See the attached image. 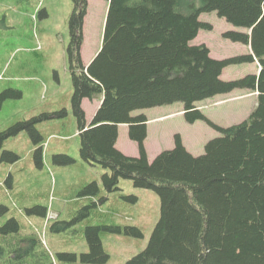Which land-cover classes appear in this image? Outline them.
Here are the masks:
<instances>
[{"label":"trees","instance_id":"trees-1","mask_svg":"<svg viewBox=\"0 0 264 264\" xmlns=\"http://www.w3.org/2000/svg\"><path fill=\"white\" fill-rule=\"evenodd\" d=\"M106 1L101 47L84 66L80 48L87 0H72L71 105L80 158L108 170L102 176L104 187L118 190L119 180L128 179L160 199L159 220L147 246L125 264H264V0H199L198 5L196 0ZM209 12L247 30L222 37L249 45L251 53L214 59L205 44L191 45L200 30H212L199 20ZM254 61L258 74L221 79L228 65ZM234 89L257 93L255 109L239 124L219 127L196 106ZM98 98L101 103L88 123L82 101ZM175 102L183 104L187 123L203 120L221 137L208 141L204 154L196 157L176 134L174 147L150 160L144 146L148 119L132 112ZM121 124L136 144V156L115 147ZM24 128L32 138L40 137L31 124ZM34 155L42 165V147ZM63 157L65 163L73 161ZM88 190L97 192L98 186L92 183ZM124 231L142 235L137 228ZM85 233L89 252L81 255L82 261L106 262L97 230ZM0 264H52V258L33 235H21L19 223L10 218L0 226Z\"/></svg>","mask_w":264,"mask_h":264},{"label":"rangeland","instance_id":"rangeland-1","mask_svg":"<svg viewBox=\"0 0 264 264\" xmlns=\"http://www.w3.org/2000/svg\"><path fill=\"white\" fill-rule=\"evenodd\" d=\"M107 7L106 0H87L80 48L84 66L101 47ZM72 11V0H0V226L16 219L21 235L37 238L52 264H95L81 259L89 252L85 232L92 227L108 255L98 264H125L147 246L159 220L160 199L128 179L119 180L118 190L108 191L102 182L108 170L80 158L68 54ZM199 20L212 30H200L191 45L205 44L214 59L246 53L243 45L223 39L222 34L247 30L233 27L215 12L202 13ZM252 71L249 63L228 65L221 79L236 80ZM98 101L84 102L87 119ZM196 104L208 120L226 128L249 116L257 105V93L234 89ZM182 108L175 102L132 112L144 113L149 121L144 142L149 159L172 149L176 134L196 157L204 154L208 141L221 137L203 120L187 123ZM161 114L169 116L158 119ZM28 124L41 138L30 136L24 128ZM127 136L123 143L120 135L119 144L125 154L135 155V143ZM40 147L42 165L34 155ZM63 156L73 161L65 163ZM92 183L98 191H85ZM126 227L137 228L142 235L126 234Z\"/></svg>","mask_w":264,"mask_h":264},{"label":"crops","instance_id":"crops-1","mask_svg":"<svg viewBox=\"0 0 264 264\" xmlns=\"http://www.w3.org/2000/svg\"><path fill=\"white\" fill-rule=\"evenodd\" d=\"M198 34H199V32H198ZM196 39V38H195ZM194 39V40H195ZM194 40H192L191 42H190V44H193L194 42ZM200 44V43H199ZM199 44H197V45H199ZM241 45H243V44H241ZM243 47H245L246 48V50H245V54H249V53H251V49H250V46L249 45H243ZM210 51V50H209ZM210 55H211V51H210ZM251 66H252V68H253V70L254 71H252V73H250V74H258V72H259V66H258V62H256V61H254L253 63H249ZM222 74H223V71H222ZM222 74H221V77H222ZM95 100H99L98 101V103H97V107L92 111V115H91V117H90V119H87L86 118V121L89 123V121L91 120V118H92V116H93V114L95 113V111L97 110V108L99 107V105H100V103H101V99L100 98H98V99H95ZM89 102L88 100H86V99H84L83 101H82V104H81V106H82V109H83V105H84V102ZM197 105V104H196ZM198 108H199V106H197ZM140 114V113H139ZM144 114V113H143ZM182 114V113H181ZM160 117L158 118V119H161V118H164V117H167V116H169V114L168 115H163V114H161V115H159ZM85 117H86V115H85ZM148 123H149V121H148ZM148 125V124H147ZM127 132H128V129H127V125H125V124H121V125H118V136H117V140H116V143H115V147L119 150V151H121L122 153H124L125 154V151H124V149H123V147H122V145H120L119 143H120V141H121V139H119L120 138V135H121V138H123L122 139V142L123 143H126L125 141L126 140H124V139H126V136H127ZM127 138H128V136H127ZM146 140V139H145ZM145 142V141H144ZM135 147H136V144H135ZM185 148H186V150L189 152V153H191V151H190V149H188V147L187 146H185ZM162 151V150H161ZM160 152V151H159ZM158 152V153H159ZM125 155H127V154H125ZM137 155V150H136V154L134 155V153L133 154H131V155H128V156H136ZM151 160V159H150Z\"/></svg>","mask_w":264,"mask_h":264}]
</instances>
